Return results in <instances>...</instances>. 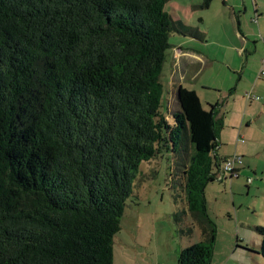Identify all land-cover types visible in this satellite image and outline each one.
<instances>
[{"label":"trees","instance_id":"16d2710c","mask_svg":"<svg viewBox=\"0 0 264 264\" xmlns=\"http://www.w3.org/2000/svg\"><path fill=\"white\" fill-rule=\"evenodd\" d=\"M170 1L0 0V264H113L140 163L187 150L183 213L202 239L175 264H210L222 117L193 89L164 98L171 33L203 39Z\"/></svg>","mask_w":264,"mask_h":264},{"label":"rangeland","instance_id":"374dc122","mask_svg":"<svg viewBox=\"0 0 264 264\" xmlns=\"http://www.w3.org/2000/svg\"><path fill=\"white\" fill-rule=\"evenodd\" d=\"M203 1L165 4L166 13L181 18L203 39L171 33V47L160 73L164 98L176 107L171 84L185 77L183 85L193 87L203 107L219 104L222 127L215 153L220 158L237 155L242 159L238 177L230 179L228 174L222 181L216 177L204 190L207 215L217 227L210 264H264L261 236L255 231L256 226H264V75H259L264 68V0H209L208 6ZM178 46L189 51L185 58L189 65L181 62L176 67ZM248 93L259 99L251 101ZM246 100H250L247 107ZM186 155L188 150L178 157L179 165L174 153L140 163L121 230L113 240L118 262L122 232L136 220L143 219L147 228L153 224L172 227L173 222L176 244L183 237L182 230L190 231L186 240H199L197 223L189 211L183 213L181 163Z\"/></svg>","mask_w":264,"mask_h":264},{"label":"crops","instance_id":"0c3cea01","mask_svg":"<svg viewBox=\"0 0 264 264\" xmlns=\"http://www.w3.org/2000/svg\"><path fill=\"white\" fill-rule=\"evenodd\" d=\"M173 19H181V18H173ZM188 53L189 51L187 50V48L178 46L176 53L177 55L176 67H178L179 63L181 65V62H187L186 63L187 65L190 64L188 62L189 60L185 59L186 54ZM184 80L185 77L184 78L182 77L180 81L177 80V82L175 81L172 82L171 89L175 92V89L178 85L188 89H193V87L184 86L183 85ZM246 101H247L246 102V107H247L248 103H250V100H246ZM219 113H220V109H219ZM227 156L229 155L223 157H227ZM240 166H238L237 169H240L239 168ZM253 171L256 172L257 168L254 167ZM232 177L228 176V178L230 179ZM228 178L225 177L223 180ZM248 178L249 177H247V179ZM143 223H145L143 219H141V221L136 220L132 223V226L127 227V229L122 232V236L119 240L120 242L119 249L122 255H119V262L113 256V264H175L176 256H178V253L180 251L179 248H183L186 245H191L192 243L198 242L202 239V235L200 232H199L200 235L198 236L199 240L197 241H192L191 238H188L186 240L187 235L183 234V237L180 238V242L176 244V242H178L175 240L176 239L175 237L177 236L176 233L177 230L175 229V225L173 224V222H171L172 227H169L170 225L156 226L153 224L149 228H147L146 225H144ZM236 233L238 234V232ZM260 242H262L261 237H260ZM114 255H116L115 252Z\"/></svg>","mask_w":264,"mask_h":264},{"label":"built area","instance_id":"2783aa9c","mask_svg":"<svg viewBox=\"0 0 264 264\" xmlns=\"http://www.w3.org/2000/svg\"><path fill=\"white\" fill-rule=\"evenodd\" d=\"M263 63H264V58H263ZM259 75H264V68L259 71ZM247 98L251 100H257L259 99L258 96L252 95L251 93L247 94ZM243 141V139L241 138ZM242 163L241 157L237 155L233 156H228L225 157L219 167V170L216 173V177L221 180H223L228 174L231 175V171L236 170L237 167ZM249 183L251 182V179H247Z\"/></svg>","mask_w":264,"mask_h":264}]
</instances>
